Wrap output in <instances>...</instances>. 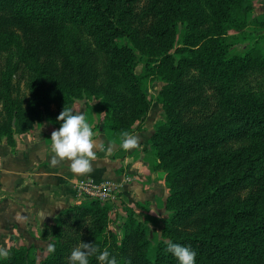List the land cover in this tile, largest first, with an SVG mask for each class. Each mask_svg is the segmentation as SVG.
Instances as JSON below:
<instances>
[{
	"label": "trees",
	"instance_id": "1",
	"mask_svg": "<svg viewBox=\"0 0 264 264\" xmlns=\"http://www.w3.org/2000/svg\"><path fill=\"white\" fill-rule=\"evenodd\" d=\"M252 9V0H0V44L16 34L36 63L32 97L17 94L0 108V144L15 146L45 118L59 128L64 107L85 104L121 146L123 133L145 129L148 85L160 77L165 117L149 143L173 212L150 252V231L133 209L119 237L106 233L107 206L71 217L70 207L41 231L54 252L26 247L0 264H69L81 241L118 264H178L169 242L190 245L197 264H264V47L234 48ZM68 23L85 25L94 45ZM97 254L89 264H100Z\"/></svg>",
	"mask_w": 264,
	"mask_h": 264
},
{
	"label": "crops",
	"instance_id": "2",
	"mask_svg": "<svg viewBox=\"0 0 264 264\" xmlns=\"http://www.w3.org/2000/svg\"><path fill=\"white\" fill-rule=\"evenodd\" d=\"M151 114L152 107L145 129L134 133L138 146L129 150L111 141L95 126V119L88 120L94 125L97 148L92 170L82 174L72 172L66 159L51 163L50 137L58 127L50 119H43L26 135H17L15 146L4 140L0 144V242L29 237L55 223L77 203L76 186L81 181H111L129 204L162 198L167 189L164 175L153 169L151 152L145 149L154 132Z\"/></svg>",
	"mask_w": 264,
	"mask_h": 264
},
{
	"label": "rangeland",
	"instance_id": "3",
	"mask_svg": "<svg viewBox=\"0 0 264 264\" xmlns=\"http://www.w3.org/2000/svg\"><path fill=\"white\" fill-rule=\"evenodd\" d=\"M253 9L250 11L248 18L250 21V26L244 31V39H240L235 45V52L243 53L254 43H258L259 46L264 47V25L255 26L252 25L254 19L262 21L264 19V0H252ZM67 28L72 30L74 33H79L85 41L94 45L93 39L88 35L86 26L81 24L68 23ZM103 53V52H101ZM145 60L138 65L136 71L139 74L144 72ZM36 63L26 57L23 51V44L19 36L16 34L10 38H4L2 44H0V108L3 109L5 102L17 94H22L25 96L27 101L32 97V87L36 82ZM164 82L160 77H155L148 85V94L152 99V114L150 116V125L153 126L155 131V126L164 119L165 114L161 104V90ZM86 106L83 104L81 110H85ZM155 111V112H154ZM86 114V112H85ZM86 119L94 121L96 120V125L99 123L100 119L96 112L92 114H86ZM95 122V121H94ZM105 133L110 136V131L108 129L104 130ZM120 148H122L120 146ZM147 150L151 152L152 167L158 162L154 152L151 149L149 143L146 146ZM150 159V160H151ZM156 170V169H155ZM159 171V170H157ZM164 176V181L166 183L167 189L166 194L162 198H157L152 201V199L140 201L138 203L129 204L124 198L122 192L116 187L115 197L111 200H101L91 196L90 194L77 192V203L73 205L70 211V217L74 215L77 211H80L86 206L94 205L98 203L107 206L110 209L109 224L107 226L106 233L110 234L109 229H113L114 233H118L121 237L122 225L127 218V213L129 208L135 211V215L139 220H142L146 225L151 234L152 242L150 244V252L153 251L154 246L158 243V240L162 236V230L172 216V211L167 208V199L169 196V183L166 180V174L164 171H160ZM153 204V205H152ZM129 207V208H127ZM69 209V208H68ZM67 210V209H66ZM65 210V211H66ZM63 212V214L65 213ZM62 214V215H63ZM63 217H66V213ZM57 221V220H56ZM44 229V228H43ZM42 229L36 232H32L29 237L26 236H13L8 243L0 242V249L6 248L9 253L13 251L23 250L26 247H32L35 249V255L40 257H45L49 254L48 245L51 241L45 240L42 235ZM64 239H67L65 237Z\"/></svg>",
	"mask_w": 264,
	"mask_h": 264
},
{
	"label": "clouds",
	"instance_id": "4",
	"mask_svg": "<svg viewBox=\"0 0 264 264\" xmlns=\"http://www.w3.org/2000/svg\"><path fill=\"white\" fill-rule=\"evenodd\" d=\"M60 127L51 133L50 143L54 155L53 165L61 160H67L72 172L82 174L92 170V160L95 158L97 141L94 138L93 128L85 116V113L75 111L72 107H64L57 118ZM139 144V137L135 134L123 133L121 147L125 150L134 149ZM48 251L54 252L55 245L49 244ZM167 251L177 258L178 264H197V252L190 246L169 242ZM100 264H118L117 257L107 249L99 251L94 243L83 242L71 251L67 258L69 264H89V257L96 254ZM6 248L0 249V257H7Z\"/></svg>",
	"mask_w": 264,
	"mask_h": 264
},
{
	"label": "built area",
	"instance_id": "5",
	"mask_svg": "<svg viewBox=\"0 0 264 264\" xmlns=\"http://www.w3.org/2000/svg\"><path fill=\"white\" fill-rule=\"evenodd\" d=\"M77 192L90 194L101 200H111L115 197L116 186L111 181H81L77 183Z\"/></svg>",
	"mask_w": 264,
	"mask_h": 264
}]
</instances>
